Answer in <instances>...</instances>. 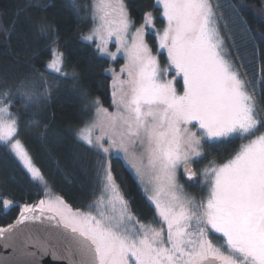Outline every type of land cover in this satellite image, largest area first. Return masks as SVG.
Wrapping results in <instances>:
<instances>
[{
    "label": "snow or ice",
    "instance_id": "1",
    "mask_svg": "<svg viewBox=\"0 0 264 264\" xmlns=\"http://www.w3.org/2000/svg\"><path fill=\"white\" fill-rule=\"evenodd\" d=\"M156 5L162 6L167 21L162 30L155 28L151 11L136 26L124 0H89L87 5L72 0L77 19L90 17L92 24L81 40L95 43L96 52L112 59L122 53L126 61L119 73L105 70L113 76L115 111L103 107L99 98L90 101L94 118L76 131L79 141L103 157L97 161L99 194L88 211L74 209L47 191L40 168L18 138L19 116L11 111L17 98L30 110L50 99L58 80H78L75 72L65 71L56 27L39 24L51 52L43 72L24 62L35 76L18 78L0 90V142L34 181L45 185L48 197L19 206L16 223L39 220L49 225L44 238L35 242L43 254L68 264H264V65L260 77L246 79L243 62L238 65L225 46L219 5L213 0H156ZM254 14L264 21V0ZM0 30L4 54L16 59L18 53L9 43L14 25H0ZM244 30L253 43L257 38L264 42V33L247 25ZM147 35H154L158 49L166 52L167 67H160ZM111 42L116 52L109 51ZM170 71L176 75L168 79ZM234 139L246 142L224 162L209 161L202 170L207 198L186 194L178 183V169L183 166L192 180L197 173L190 164L204 158L206 141L226 146ZM113 158L135 171L154 206L158 227L132 213L113 174ZM0 203L4 209L17 206L7 198ZM14 227L0 228V236ZM217 234L219 245L212 239Z\"/></svg>",
    "mask_w": 264,
    "mask_h": 264
},
{
    "label": "trees",
    "instance_id": "2",
    "mask_svg": "<svg viewBox=\"0 0 264 264\" xmlns=\"http://www.w3.org/2000/svg\"><path fill=\"white\" fill-rule=\"evenodd\" d=\"M38 3L47 7L33 6ZM76 3L87 5L89 0H76ZM124 3L136 26L143 22V14L151 11L155 17V28L160 30L163 27L161 10L155 0H124ZM213 3L219 5L216 12L226 48L238 65L243 62L241 71L247 73L246 79H257L264 65V42L257 38L253 43L244 29L247 25L250 30L264 33V21L254 14V9H260V0H213ZM71 4L72 0H0V25H14L15 33L9 43L18 53L16 59L4 54L5 35L0 30V90L6 85H12L18 78L35 76L30 69L25 68L24 62L31 63L43 72L51 52L49 41L39 33L38 26L42 22L53 24L57 29L59 47L66 56L65 71L75 72L78 80H58V87L50 99L30 110L22 107L17 98L11 111L19 116L21 131L18 138L24 143L35 165L40 168L47 191L52 196L62 197L74 209L86 211L99 194L97 161L103 157L79 141L76 131L91 117L94 106L90 101L99 98L103 107L111 108L112 78L105 70L119 68L122 61H111L95 51L94 43L81 40V36L90 31L92 24L90 17L78 20ZM80 15L85 16L86 13L82 11ZM146 40L153 48V53L162 57L161 53H157L155 36L147 35ZM44 74L50 81L53 80L48 73ZM257 87L259 89L260 86ZM45 131L47 134L42 138L40 133ZM244 142L234 139L223 146L206 141L203 145L204 158L197 160L196 169L207 166L212 160L224 162ZM112 169L132 213L141 222L155 225L154 206L124 161L113 158ZM185 186L194 192L197 200L204 199L202 186ZM45 196V185L32 180L13 153L0 143V201L7 198L17 205L4 209L0 203V228L16 220L20 214L19 206L37 203ZM212 239L222 243L219 235Z\"/></svg>",
    "mask_w": 264,
    "mask_h": 264
},
{
    "label": "water",
    "instance_id": "3",
    "mask_svg": "<svg viewBox=\"0 0 264 264\" xmlns=\"http://www.w3.org/2000/svg\"><path fill=\"white\" fill-rule=\"evenodd\" d=\"M190 168L197 173L193 163L190 164ZM180 177L188 186H196L199 183V174L189 180L183 166L180 168ZM19 217L20 214L10 224L15 226L13 231L0 236V264H68L66 259H54L51 253L43 254L35 242L37 238H44L49 225L42 224L39 220L17 224Z\"/></svg>",
    "mask_w": 264,
    "mask_h": 264
},
{
    "label": "rangeland",
    "instance_id": "4",
    "mask_svg": "<svg viewBox=\"0 0 264 264\" xmlns=\"http://www.w3.org/2000/svg\"><path fill=\"white\" fill-rule=\"evenodd\" d=\"M156 1V0H155ZM159 8H160V10H161V16H162V11H163V9H162V6H158ZM162 19H163V21H164V23H163V27L160 29V30H162L165 26H166V24H167V21H166V18H164L163 16H162ZM92 28V27H91ZM221 32V31H220ZM89 33V32H88ZM87 33V34H88ZM86 34V35H87ZM86 42H88V41H86ZM89 43H92V42H89ZM94 45H95V47H96V44L94 43ZM108 49H109V51L110 52H116V44L114 43V42H111V43H109V45H108ZM157 50H158V52L157 53H161V55H162V57L160 56V55H158V54H154L153 53V55H157L158 56V59H159V62H160V67L161 68H165V67H167V64H168V61H167V58H166V52H164V51H162V50H159L158 49V47H157ZM111 61H115V60H117V59H121V61H122V64H121V66L119 67V68H117V69H114V68H111V69H114L117 73H119V71H120V68L125 64V59H124V57H123V54L122 53H117V56H116V59H112L111 57H108ZM108 73L110 74V76H111V78L113 79V76H112V72L111 71H108ZM176 75V73L174 72V71H170L169 72V75L167 76V78L168 79H171L172 78V76H175ZM178 83H180V85H178ZM176 87H177V90H178V92H182V79L180 78V77H177V82H176ZM110 112L111 111H115V109L112 107V105H111V108L110 109H108ZM94 114H95V107H94V109H93V111H92V114H91V117L89 118V119H87L85 122H87V121H90V120H92L93 118H94ZM79 129V128H78ZM194 131L196 130V129H193ZM96 134L98 135L99 134V132L97 131L96 132ZM207 142H209V143H211V141H207ZM246 142V141H245ZM0 143H2V142H0ZM105 146H107V145H105ZM14 155V154H13ZM199 160V159H198ZM197 161V160H196ZM20 163V162H19ZM21 164V163H20ZM125 165L128 167V169L133 173V175L135 176V178H136V180L138 181V183H139V180L137 179V177H136V175H135V171L130 167V165H127L126 163H125ZM21 166L23 167V165L21 164ZM181 168V167H180ZM180 168L178 169V171H177V179H178V183L180 184V185H182V187H183V190H184V192L186 193V194H188L189 196H191V197H194L195 198V196H194V192L191 190H188L187 188H186V186H185V184L183 183V181H182V179H181V177H180ZM204 168V167H203ZM203 168H200L199 169V173H200V181H199V184H198V187L200 186H202L203 187V194H204V199H206L207 198V195H208V189H207V187H205L202 183H201V181H203V175L201 174L202 173V170H203ZM23 169L27 172V170L23 167ZM27 174L30 176V174L27 172ZM30 178H31V176H30ZM32 179V178H31ZM33 180V179H32ZM139 185H140V183H139ZM140 187L142 188V186L140 185ZM142 191H143V189H142ZM144 193V192H143ZM145 194V193H144ZM146 195V194H145ZM54 197V196H53ZM46 198H48L47 196H45V198H43V199H46ZM196 199V198H195ZM151 203V202H150ZM89 210V208L86 210V211H88ZM154 227H158L159 225L156 223L155 225H153ZM217 235H219V234H217ZM214 242L215 243H217L218 245L220 244V242H218V241H215L214 240Z\"/></svg>",
    "mask_w": 264,
    "mask_h": 264
},
{
    "label": "flooded vegetation",
    "instance_id": "5",
    "mask_svg": "<svg viewBox=\"0 0 264 264\" xmlns=\"http://www.w3.org/2000/svg\"><path fill=\"white\" fill-rule=\"evenodd\" d=\"M195 163H197V161L193 162V164H194V167H195ZM195 170H196V171H197V173L199 174V181H200V173H199V169H196V167H195Z\"/></svg>",
    "mask_w": 264,
    "mask_h": 264
}]
</instances>
